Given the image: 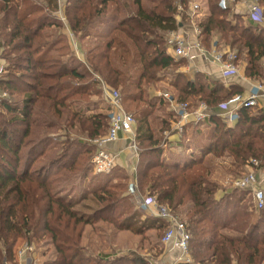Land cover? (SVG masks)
I'll list each match as a JSON object with an SVG mask.
<instances>
[{
    "label": "trees",
    "instance_id": "16d2710c",
    "mask_svg": "<svg viewBox=\"0 0 264 264\" xmlns=\"http://www.w3.org/2000/svg\"><path fill=\"white\" fill-rule=\"evenodd\" d=\"M41 1L0 0V44L7 69L0 87L9 93L0 110V264H17L16 251L23 243L45 239L54 252L43 264H156L135 252H89L83 243L88 225L101 221L138 235L165 230L163 220L144 218L135 209L126 194L130 176L122 174L124 182L110 176L123 169L96 174L80 197L54 192L64 179L84 175L88 180L98 151L92 140L109 130L111 108L100 106L103 94L95 74L121 89L123 104L135 117L139 160L131 178L144 195L169 206L192 235V263L180 264H263L264 209L255 208L250 189H226L213 180L206 159L230 156L235 175L247 169L263 173L264 110L242 108L232 125L211 115L208 144L200 155L183 158L167 157L164 131L171 129L174 114L154 121L156 108L169 100L151 97L150 87L165 72L174 76L173 97L191 107L205 102L222 111L223 103L242 92L237 84L229 88L200 73L193 80L179 71L187 61L169 52L168 33L189 21V0H65L66 19L87 62L72 53L62 34L63 20L54 15L58 0ZM220 1L207 0L209 14L199 23L202 43L210 48L215 40L236 48L238 60L245 56L247 75L261 78L264 28L246 24ZM51 29L58 32L53 37ZM62 124L80 137L55 141L50 133ZM85 200L92 202L83 204L87 211L77 210Z\"/></svg>",
    "mask_w": 264,
    "mask_h": 264
},
{
    "label": "built area",
    "instance_id": "2783aa9c",
    "mask_svg": "<svg viewBox=\"0 0 264 264\" xmlns=\"http://www.w3.org/2000/svg\"><path fill=\"white\" fill-rule=\"evenodd\" d=\"M220 4L223 7H233L234 12L242 15L246 22L251 21L255 24H264V7L261 0H221ZM243 6V9L239 5ZM179 11L183 10V6L179 5ZM235 8V9H234ZM206 16L202 0H189V23L181 24V27H191L195 33L194 40H189L182 31H170L168 33V45L172 51V55L176 58H185L194 60L200 55L205 56L209 61L217 64L224 77H230L238 73V56L237 51L231 46L217 45L214 41L210 48H207L201 41L202 29L199 23ZM179 18V17H178ZM180 20V18H179ZM4 47L0 44V80L6 75V63L3 58ZM105 95L108 97L111 112L108 132L92 140L97 144L98 151L92 158L93 167L96 173L108 174L117 165L118 155L113 150H110V145L119 141L121 138H126L129 141V147L135 156L139 157L138 146L136 142L135 117L133 114L125 110L122 96L119 90L111 88L97 74ZM169 100L170 107L174 110L179 118L177 120V130L183 131L184 124L195 117L196 122H202L209 117L210 107L205 102H202L198 108L192 110L190 103L180 102L170 92L161 93ZM9 97V93L0 87V102ZM264 100V82H255L250 90L245 94H236L229 101L221 105L222 111L228 122H234L238 116V112L242 108L261 109V101ZM211 112V111H210ZM258 165L257 160L253 161ZM134 167V174L136 173ZM258 171L250 169L249 172L243 174L234 180V186L250 189L253 193L255 208L264 209V183L258 175ZM137 183L132 180L128 187V194L136 197L137 207L146 213L149 212L155 217L160 218L166 223L161 242L171 249H177L181 252V257L176 263L192 262L190 255V243L192 235L178 216L174 215L169 206L160 204L156 196L146 194L138 198ZM36 248L28 243H23L16 251L17 264H36ZM38 264V263H37Z\"/></svg>",
    "mask_w": 264,
    "mask_h": 264
},
{
    "label": "rangeland",
    "instance_id": "374dc122",
    "mask_svg": "<svg viewBox=\"0 0 264 264\" xmlns=\"http://www.w3.org/2000/svg\"><path fill=\"white\" fill-rule=\"evenodd\" d=\"M41 0H39L40 2ZM42 2V1H41ZM203 7H204V11L205 13L209 14V6H208V2L207 0H203ZM246 24H248V22L244 21ZM49 35L51 37H53V33H58L54 30H49L48 31ZM62 34H64L63 30H62ZM65 35V34H64ZM66 36V35H65ZM68 37V36H67ZM72 43V47L71 51L72 53H74V55H76V57L79 58H85L84 57V53L81 51L79 42L77 44V42H73L71 41L70 44ZM232 48V47H231ZM232 49H236V48H232ZM244 56L242 55L240 57V59H243ZM262 68L264 71V62L262 64ZM162 79L165 80L163 83H155L154 85L156 86V89H160L161 92H170L171 94H177L176 90L171 86L168 85L167 82H172L173 80V75H169L165 74L162 75ZM167 83V84H165ZM153 85V86H154ZM100 89L102 90V96L103 98L101 99V101L103 102L104 99V90L101 86V84L99 85ZM117 90H121L120 88ZM121 93V91H120ZM18 95V94H17ZM122 96V95H121ZM17 97V98H16ZM15 100L19 98H21V96H16ZM96 100H99L97 96L93 97ZM123 99V98H122ZM101 102V103H102ZM124 105V104H123ZM100 106H103L102 104ZM125 110L128 111V108L124 105ZM157 110L154 112V121H158L160 118H167L166 116L169 115V113H172V111L168 108V104L167 105H163V107L161 109L156 108ZM0 110H2L1 107V102H0ZM68 135L74 137V138H79L80 135L78 134V132L76 130H72L71 128H67V126L65 124H62L57 130L52 131L50 133V136L55 140V141H59L62 142L64 140L67 139ZM82 138L86 139L87 141L91 142V139H89L87 136H83ZM190 138V137H189ZM189 138L187 139V137H185L184 141H183V146H185L186 144L188 145L190 141H186L189 140ZM188 149L185 150L183 153L185 154H189L188 153ZM211 161V169H212V179L216 180L217 182H219V184L226 188V189H230V188H234L236 186H234V180L239 178L240 176H242L243 174L240 175H235L236 172V168L234 167V161L230 156H224V157H214L212 155L208 156L206 159L207 161ZM209 162H207L208 164ZM92 164V173L89 175L88 180L85 178L86 176L84 175H77V176H73L70 177L68 179H64V181H62L60 184L59 182L54 186V192L60 193V195L66 194L69 195L70 197L73 196L74 198L76 197H80L82 192L85 190V188H87V185L89 183V181L91 180V178H93L94 176H97L95 172V169L93 167V162L91 161ZM118 170H113V172L110 174V176H120V178L116 177L115 182H124L123 181V177L124 175L122 174H127L128 176H130V174L128 172H126L125 170H123V172H117ZM250 169H247L245 171V173L249 172ZM120 174V175H118ZM133 179L130 177V181L129 183L132 181ZM129 185V184H128ZM126 194L128 195V188L126 191ZM137 194H138V198H141L142 196H145L142 192L139 191V189H137ZM220 194V192L218 193V195ZM131 196V195H129ZM131 201L135 206V209L143 212L144 214V218L145 217H152L154 216L153 214H149L146 213L145 211L139 209L137 207V199L136 197L132 196L131 197ZM85 203V206H89L92 204L91 200H85L82 202V204L78 205L76 208L77 210H81V211H87V209L83 206V204ZM85 237L83 240V243L89 247L90 251H93L95 253L98 252L99 249L103 250L105 253H115V254H128L130 252H135L137 254H140L142 256L145 257H149L150 259H159L162 258L164 252L166 251V247L165 245L161 242V238L163 236L164 230L162 231H156L154 229L152 230H148L146 233L142 234V235H138L135 234L132 231L129 230H117L115 229V227H113V225L106 223V222H99L97 223L96 226L93 225H88V227L86 228L85 231ZM33 246L36 248V264H43L48 260H51L53 257V252H54V247L53 244L51 242L50 239H45L44 241L40 242V243H34ZM264 264V263H263Z\"/></svg>",
    "mask_w": 264,
    "mask_h": 264
},
{
    "label": "crops",
    "instance_id": "0c3cea01",
    "mask_svg": "<svg viewBox=\"0 0 264 264\" xmlns=\"http://www.w3.org/2000/svg\"><path fill=\"white\" fill-rule=\"evenodd\" d=\"M202 2H203V0H202ZM203 3H205V2H203ZM58 5H59V8L56 12H54V15L56 17H58L59 19L63 20L64 27L62 30H63L64 34L66 36H68L67 38L69 40V44L71 41H73L74 43L77 42V44L79 42L81 51L84 53L85 58H83V57L82 58L78 57V58L84 62H87L85 49L82 46V43L78 40L76 34L71 29V27L68 24V21L66 19L65 9H64L65 0H58ZM239 7L243 9V6L241 4L239 5ZM233 12H234V10H233ZM234 13L238 14L236 12H234ZM238 15H240V14H238ZM206 16H207V14H206ZM248 23H253V22L248 21ZM253 24H255V23H253ZM260 26L264 28V24H261ZM179 31H182L187 37H190L189 40H191V41L194 40L195 33L191 27H189V26L180 27ZM212 45H213V42H212ZM70 46L71 47L73 46L72 43L70 44ZM234 50H236V49H234ZM169 52L172 53L170 48H169ZM243 56H244V54H243ZM183 59H185V58H183ZM185 60L187 61V63L185 65L181 66L179 71H181L182 73H185V75H187V77L189 79L194 80L195 75L197 73H200V74L206 75L208 77V79H210L212 81L222 82L226 87H229V88H230L231 84H237L241 87V89H242L241 93H243V94L244 93L246 94L255 82H258V81L264 82V76H262L259 79H253L247 75V70H246L247 61L245 59V56L243 59H239V61H238V67H239L238 73L236 75H233L230 77H224L222 75L220 67L217 64H215L214 62L209 61L203 55L198 56L194 60H188V59H185ZM263 62H264V59L262 60V64H263ZM164 81L165 80H161V81H159V83H163ZM167 83H168V85L172 86V82L171 83L167 82ZM167 83H165V84H167ZM161 93H163V92H161L160 89H156L155 85L150 87L151 97L161 96ZM201 103L202 102H198L197 105L191 107L192 110H195L196 108H198V106ZM102 105L104 107L111 108L109 99L106 95L104 96ZM168 108L172 111V114H174V116L172 117V120H171V122H172L171 129L169 131H166V132L164 131V136L168 142L166 145V151H167V157L168 158H169V155H174V156L180 157V158L189 157V156H192L194 154L200 155L202 152L201 151L202 148L208 144L209 136H210L212 129H213V125L209 121L211 115H221L225 118V114L223 111L218 110V109H213V110L210 109V111H211V112L209 111L210 116L207 117V119L205 121L196 122L195 117H191L190 120L184 124L183 131L179 132L177 130V120L179 118L177 117L176 112L174 110H172L169 103H168ZM260 108L262 110H264V100L261 101ZM228 124L232 125L233 122H228ZM185 137H187V139L190 137L189 140H186V141H190V142L188 145L186 144L185 146H183L184 145L183 141H184ZM109 147H110V150H113L118 155V161H117V165L115 168H121V170L123 169L126 172H128L130 174V177H133L134 176V172H133L134 167L137 170V162L139 160V157L135 156L134 153L132 152V150L130 149L129 141L126 138H121L119 141L112 143ZM187 149L189 151L188 155L183 153ZM258 175L260 176V179L264 183V172L262 173V171H259ZM221 192L222 191L220 190V193ZM149 212H151V210H149ZM149 212H147V213H149ZM165 247H166V251L162 255L163 257L156 259L155 260L156 264H173V263H176L178 261V259H180V257H181V252L177 249H171L169 246H165Z\"/></svg>",
    "mask_w": 264,
    "mask_h": 264
}]
</instances>
